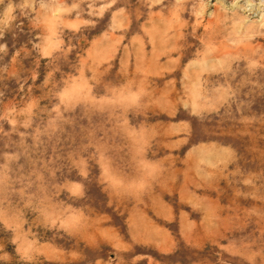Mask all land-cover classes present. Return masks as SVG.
I'll return each mask as SVG.
<instances>
[{
    "label": "rangeland",
    "instance_id": "374dc122",
    "mask_svg": "<svg viewBox=\"0 0 264 264\" xmlns=\"http://www.w3.org/2000/svg\"><path fill=\"white\" fill-rule=\"evenodd\" d=\"M0 264H264V0H0Z\"/></svg>",
    "mask_w": 264,
    "mask_h": 264
}]
</instances>
